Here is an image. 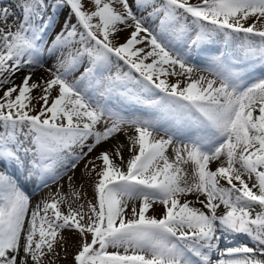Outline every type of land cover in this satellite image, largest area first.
Masks as SVG:
<instances>
[{
  "label": "snow or ice",
  "instance_id": "snow-or-ice-1",
  "mask_svg": "<svg viewBox=\"0 0 264 264\" xmlns=\"http://www.w3.org/2000/svg\"><path fill=\"white\" fill-rule=\"evenodd\" d=\"M90 2L92 11L82 0H17L15 31L7 24L15 11L0 10V164L26 171L37 189L67 177L72 190L82 161V176L96 175L88 212L69 205L65 213L63 185L33 205L0 171V264H44L56 245L66 251L65 231L80 238L73 264H264V74L246 72L250 58L264 60V0ZM218 42L223 48L213 51ZM201 54L205 66L197 69ZM39 69L50 78L33 80ZM198 70L213 78L193 79ZM115 98L156 115L122 111ZM128 128L136 135L128 137L127 171L114 162H124L119 142L91 157ZM189 161L191 182L180 167ZM189 194L200 207L182 199ZM156 203L163 214L146 215ZM241 234L254 246L236 243Z\"/></svg>",
  "mask_w": 264,
  "mask_h": 264
},
{
  "label": "rangeland",
  "instance_id": "rangeland-1",
  "mask_svg": "<svg viewBox=\"0 0 264 264\" xmlns=\"http://www.w3.org/2000/svg\"><path fill=\"white\" fill-rule=\"evenodd\" d=\"M130 2H131V0H130ZM189 2L193 3V4H197L200 2V0H189ZM82 3L84 6V9L86 11L94 10V5L90 2V0H82ZM16 5H17V0H0V10L6 8L9 10V12L15 11V13H16V15L10 16L9 19L7 20V24L13 26V28H12L13 31H15V25L18 23V17H19V8ZM113 7H115L117 10H122L121 6L118 4H113ZM133 10L135 11V8ZM66 12H67V9H64L62 12H59V10H58V18L62 20L64 17V14H66ZM137 15H146V13H137ZM72 22L75 23L74 17L72 18ZM189 22H190V18H189ZM151 23H152V26L154 27L156 24L159 23V21L157 20V21L151 22ZM248 23H251V21H249ZM0 26H3V24H0ZM5 30H7V28H5ZM131 30H132L131 28H128L125 31L119 33L118 39L114 40L113 42L114 43H122L125 40V38L128 36V34L130 33ZM77 47H78V45H77ZM221 47H222V43L218 42L216 45L212 46V50L216 51L217 49H222ZM233 47H236V45L233 44ZM54 59H55V57H53L51 60H48L49 61L48 63L50 64V65L48 64L49 67L52 66ZM203 61H204V56H202V58L194 59L193 63L195 64L197 69H202L205 66V62H203ZM201 62H203L204 64H201ZM248 63L250 64V67L246 68V72L248 74H250L251 76H259L261 74H264V68L261 67V66H264L263 65L264 60H261L259 57L250 58ZM121 66H123L122 62H121ZM84 67H87V60L86 59H85L83 66H81L76 72H74L72 74V76L69 77V79H75L76 77H78L80 75V73L83 72ZM255 67H257L259 69L255 70ZM113 70L115 71V68ZM123 70L127 71V68L124 67ZM42 75H45L47 78H50V76H47L46 73H44ZM201 75H204V76L208 77L209 79L213 78L207 71H199V70L195 71L192 74V78L197 79ZM40 76H38V77H40ZM38 77H36L35 79H37ZM247 78H248V76L246 75L245 79H247ZM35 79H33V80H35ZM177 79H179L181 81V87H183L186 83V81L184 80L183 77H171V76L168 77V80L170 83H175ZM14 82L17 85H19L21 83L20 80H14ZM2 94H3L2 91H0V95H2ZM40 94L41 93L38 91H33V93H32V95L36 96V97H38ZM52 95L54 96L55 93H52ZM112 104L115 105V107H117V108H119L122 111H125L127 113H137V114L143 113L149 117L156 115V114L152 113L151 111H146L145 109L140 108V107L136 106L135 104L127 103V102H125L119 98L113 99ZM38 110H39V104H36L35 111H38ZM161 123L164 127H168V126H170L171 121L168 120L167 118H165V119L161 120ZM98 128H99V130L103 129V122H101V124L98 126ZM134 135H136L134 129L128 128L126 133L121 132L118 135H116L115 139H112L106 143H103L100 147H98L91 154V157L96 156L100 151L111 150L112 146L114 144H116L117 142H119L120 144H122L124 146L122 148V154H123L124 162L121 163V161L119 159H115L114 162L117 164H120L123 171H127L126 162L131 157V155H133V153L129 151V139H128V137H131ZM154 136L156 139H159L161 137H163L164 139H167V136L165 135V133L163 131L155 132ZM135 150L138 151V146L136 147ZM76 151H79V149H76ZM85 151H86V149H85ZM166 155L169 157L170 161L174 160V153L172 151L171 146L167 149ZM91 157H89V159H91ZM217 166H218V162H213V163H211L210 168L212 170H214ZM180 167L182 168V170H184L187 173V178H188L189 182H191L192 181V169H193V165H192L191 161H189L188 163H181ZM83 169H84V162L82 161L80 163V165L78 166L76 172H75V177H74L75 183L72 186V190L69 189V185L67 183V177H64L63 179H61L57 183L50 184L48 187H41V188L37 189L35 178L29 180L27 177L26 171H23L20 169V172L23 175L24 180L26 182V185L30 190L29 195H31V197L33 198L35 203L37 201L41 200L42 198H46L49 193H53V194L56 193L57 188L60 187L61 185H63V187H60V193H61V195H63L65 197L66 203L61 204L62 211H64L66 213L68 211L69 205L71 206L72 209H80L81 206L83 205L84 207L82 208V211L87 213L88 212L87 203L89 201H91L92 203H95L94 182L96 180V175H95V173H93L90 177H83L82 176V170ZM68 175H73V173L69 172ZM245 179L247 181V177H245ZM248 182H249V184H251V181H248ZM221 184L224 186H227L223 180H221ZM77 190L79 191V198H77L75 195V192ZM200 198L203 199V197H200ZM182 199H187L189 201H193L192 206L200 207L199 203L196 202L195 194H189L186 197H182ZM132 203L133 202H129L128 209H126L129 217H131ZM134 203L138 207L140 204V201L137 200ZM223 211H224V209L221 206V208L219 209V213L222 214ZM162 214H163V207H162V205H160L158 203L154 204L153 208L150 209L146 213V215L155 216L157 218H159ZM63 234L67 238L66 251L62 250L61 246L59 244L56 245L55 253L49 258H45L44 264H50V261L54 262V264H73L74 255L79 249L80 238L78 235H76L72 232H68V231H65ZM235 240H236V243H245V244H248L249 246H254L253 243L246 236H244L242 234L235 237ZM227 246H235V245L228 244ZM225 247H226V243H225V241L222 240L220 242V248L224 249ZM108 250L113 251V249H111V248ZM212 259L214 261L219 259L218 253H214L212 256Z\"/></svg>",
  "mask_w": 264,
  "mask_h": 264
},
{
  "label": "bare ground",
  "instance_id": "bare-ground-1",
  "mask_svg": "<svg viewBox=\"0 0 264 264\" xmlns=\"http://www.w3.org/2000/svg\"><path fill=\"white\" fill-rule=\"evenodd\" d=\"M58 31V27L56 29ZM55 35V32H53L51 35L47 36V40L51 41V39L53 38V36ZM49 62V61H48ZM47 62L46 67H49V63ZM205 62V61H203ZM203 62H201V64H204ZM49 64V65H48ZM200 64V63H199ZM262 68H264V66H261ZM259 68L255 67V70H257ZM44 70L43 69H39L35 72V74L33 75V79H35L36 77L44 74ZM26 74L25 71H21L19 72L15 77L14 80H20L22 81L23 76ZM0 171L2 172H6V174L12 176L19 184V186L21 187V189L25 192L26 195H28L30 197L31 203L33 205H35V202L33 200V198L31 197L30 194V190L26 185V182L24 180L23 175L20 172V169L16 167V165L14 163H10V162H4L3 164H0ZM34 197V196H33ZM35 199V198H34Z\"/></svg>",
  "mask_w": 264,
  "mask_h": 264
},
{
  "label": "trees",
  "instance_id": "trees-1",
  "mask_svg": "<svg viewBox=\"0 0 264 264\" xmlns=\"http://www.w3.org/2000/svg\"><path fill=\"white\" fill-rule=\"evenodd\" d=\"M33 113L35 114V111H34ZM33 113H32V114H33ZM90 239H91V237L89 236V240H90Z\"/></svg>",
  "mask_w": 264,
  "mask_h": 264
}]
</instances>
